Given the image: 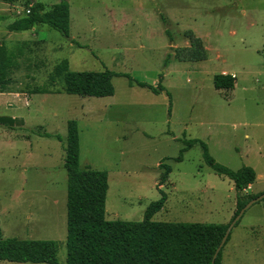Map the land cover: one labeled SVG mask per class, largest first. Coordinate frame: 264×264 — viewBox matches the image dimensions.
<instances>
[{
  "label": "rangeland",
  "instance_id": "374dc122",
  "mask_svg": "<svg viewBox=\"0 0 264 264\" xmlns=\"http://www.w3.org/2000/svg\"><path fill=\"white\" fill-rule=\"evenodd\" d=\"M34 1L44 3L47 10L67 2L70 34L65 36L48 24L12 32L9 24L26 15L30 1L0 0V41L10 49L21 48L12 83L0 88V116L16 117L14 128L0 123V226L6 237L58 240V259L66 263L67 170L63 164L37 165V144L28 147L23 138L35 140L49 131L66 132L65 118L72 109L76 111L70 118L78 120L89 158L109 155L131 171L145 167L147 172L141 175L146 178L140 176L147 191L144 203L147 198H160L150 183L160 174V162L170 164L172 172L163 189L167 203L154 220L227 223L236 210L234 182L205 162L200 144L185 151L182 160H174L184 139L204 140L214 159L233 170L244 165L255 168L257 183L243 193L254 195L264 188V0ZM189 29L208 47L207 59L183 61L176 56L177 47L189 45L185 35ZM63 59L72 70L108 68L129 76L113 78L115 96L63 92L47 100L43 94H33L36 87L53 92L62 89V82L51 80L50 75ZM225 71L237 77L232 92L213 85L214 75ZM134 79L155 86L160 82L166 90L155 96L134 84ZM112 103L113 108L109 107ZM122 110L121 115L130 117L125 122L118 118ZM119 128L126 131L128 140L115 139ZM47 141L56 145L57 140ZM57 153L58 148L52 159ZM9 191L23 198L16 210L9 208ZM63 192L64 219L59 225L63 235L56 237L51 233L59 224L54 203ZM29 197L34 209L23 202ZM113 201L111 194L110 220ZM144 203H136L132 216L123 219L142 220ZM37 216L44 221L49 217V235L41 232L43 224L35 223ZM262 226L264 198L248 208L232 228L227 245L230 241L241 245H236L227 264H264ZM0 264L48 263L3 260Z\"/></svg>",
  "mask_w": 264,
  "mask_h": 264
},
{
  "label": "trees",
  "instance_id": "16d2710c",
  "mask_svg": "<svg viewBox=\"0 0 264 264\" xmlns=\"http://www.w3.org/2000/svg\"><path fill=\"white\" fill-rule=\"evenodd\" d=\"M14 1V0H2ZM29 12L13 21L10 31L30 30L35 25L48 24L65 36L70 34L71 14L67 2L54 4L49 10L42 2L29 0ZM167 33L169 34L168 30ZM190 45L176 48V56L183 60H205L208 51L203 39L193 30L185 31ZM170 39L172 36L169 34ZM21 48L12 49L0 41V88L12 83V74L19 68ZM129 76L106 68L105 70H72L67 59L57 63L50 75L51 80L62 82V89L56 92L36 87L32 93H67L82 96L105 97L115 93L113 78ZM142 87L155 93L164 90L160 82L153 85L134 79ZM237 78L230 73H217L213 85L218 90L229 92L235 88ZM171 110V103L169 111ZM16 118L0 116V123L14 128ZM184 147L174 158L183 159V153L200 144L205 162L217 173L229 177L236 188V210L227 223L158 221L152 217L166 204L167 193L160 188L172 167L160 163L161 173L157 189L161 196L146 208L140 221L107 219L106 196L109 188L108 172L80 163V133L76 119L67 122L65 146V168L67 170V237L65 264H213V258L229 223L254 197L264 191L250 195L243 193L255 183V168L244 165L233 170L219 162L210 154L208 144L199 138L184 139ZM241 220V219H240ZM237 221L235 225L239 222ZM231 237L227 238L215 258L214 264L222 263V253ZM59 242L51 239H30L5 237L0 226V262H45L61 264L58 259Z\"/></svg>",
  "mask_w": 264,
  "mask_h": 264
},
{
  "label": "crops",
  "instance_id": "0c3cea01",
  "mask_svg": "<svg viewBox=\"0 0 264 264\" xmlns=\"http://www.w3.org/2000/svg\"><path fill=\"white\" fill-rule=\"evenodd\" d=\"M25 31L26 30H24V32ZM12 32H22V31L21 30H15V31H12ZM188 42H189V45H190V41H188ZM206 48L208 50V47H206ZM224 73L227 74L228 72L225 71ZM133 83L135 84V82H133ZM236 84H237V81H236ZM140 87H142V86H140ZM235 87H236V85H235ZM144 88L149 89L150 92H152V94H154L155 96L161 95L166 90V87H165L164 90H161L159 93H155L153 90H151L148 87H144ZM233 90H231L229 92H232ZM223 91H225V90H223ZM33 94H43L44 96H46L45 98L47 100H48V98L51 95H58V96H62L63 95V93H33ZM73 95H76V94H73ZM115 95H116V88H115V93L113 95H111V96H115ZM0 101H1V95H0ZM11 102H12V100H9L7 102V104L9 105V103H11ZM114 104L115 103H112L111 105H109V107L113 108ZM72 105H73V103L71 101L67 102V106L69 108H71ZM79 107H80L79 109H80L82 115L85 114L83 112L84 111L83 105L79 104ZM72 110L73 111H71L70 114H73L74 111H76V109H72ZM122 113H123V110L119 114L118 118L121 119L122 122H125L126 118L129 119L130 117H126L124 115H121ZM70 114L67 115L66 118H65V120H66L65 121L66 132L63 131V132H58L57 133L56 130H55V132H50L49 131L47 135L37 136V138L35 140H33V139L30 140V136H27V137L23 138L28 143V147H32V145L34 143L37 144V146H38V155H39V157L37 159V165H62V164L65 165V146H66V138H67V122H68L69 119H71L70 117H72ZM2 116H10V115H2ZM10 117H13V116H10ZM13 118H16V117H13ZM23 118L26 121V117H23ZM77 122H78V120H77ZM63 124H64V121H63ZM78 126H79V133H80V163H81V165L82 166L90 165V166H92L95 169L106 170L108 172L109 188H108L107 196H106V217H107V215H110V213L108 211V201H109V197H110L111 194L114 197V201H113L114 205L112 206V209H111V212H112L111 213V215H112L111 219L124 220L123 218H128V217L132 216V214H133L132 208L134 207V205L136 203H139L140 205L142 203H144V199L143 198L146 196L144 193H146L147 191L144 188L145 183L142 181L140 176H142L141 174L146 173L147 170L145 169V167L140 169V170H136V171L126 170V168L121 167L116 162H114V160H112L111 156H109V155L104 157V159L103 158L102 159H92L91 157L89 158V152L90 151H89L88 144L84 141L83 131L80 128L79 123H78ZM122 128H124V126H122ZM122 128H119L115 132V139L118 140V141H120V140H128L129 139L128 134ZM41 139H46V141H42ZM50 139L57 140L56 141V145L54 143H52V142L50 143V142L47 141V140H50ZM57 148L59 149V153L56 154L57 158H55V159L53 158L52 159V155H53L52 153H54L55 150H57ZM160 163H159V165H157V169L161 173ZM132 174L134 176H131ZM159 176H160V174H159ZM159 176L156 178V180L153 178L151 183H150L151 187L152 188H156V190H158L157 189V183H158ZM142 177L146 178V176H142ZM168 180L164 184L160 185L161 189H164V186H165V184L168 183ZM256 183L257 182L255 181V183L250 185L249 189L254 188V185ZM257 191L260 193V192L264 191V188L258 189ZM157 192H158V194H160L159 190ZM6 195H8V197H9V208L16 210L17 202H21V200L23 198L20 195L14 194V192H12V191L7 192ZM55 198L56 199H55V203H54L55 204V209H54L55 212H54V214L57 213L59 224L57 226V231L56 232L53 231L51 233H55L54 236H56V237H61L63 234H62V231L60 230L61 226H59V225L63 222V219H64L63 218L64 217L63 201H64V198H65V192H63L62 196L60 197V199H62V203L60 202V199H58V196H56ZM151 199H153V198H147L145 200L144 211L146 210L147 206L152 201H154V200H151ZM23 202L28 203L30 209H34L35 208V206H34L35 204H34V201H33L32 197H29L26 201L23 200ZM166 203H167V201H166ZM66 205H67V203H66ZM165 206H166V204H165ZM165 206L160 210L161 212L164 210ZM160 211H158L156 214H154V216L152 217L153 220H154V217L157 216V214ZM47 221H44L43 219H41V216H37L35 223L43 224L44 229L41 230V232L42 233H48V235H49L50 233L47 230V224H46V223H50L49 222L50 221L49 217H48ZM131 221H140V220H131ZM66 227H67V223H66ZM245 227H247V226L245 225L244 228ZM261 228L264 229V226H262ZM48 229H49V224H48ZM3 234H4V232H3ZM10 237L20 238L18 236H10ZM21 239H23V238H21ZM51 240H54V239H51ZM56 241H58V240H56ZM236 245L239 246V245H241V243H238ZM236 245H233V242L231 243V241H230V244H228L227 246L224 247L223 253H222V263L223 264H227V262H229V256L233 253L234 248L236 247Z\"/></svg>",
  "mask_w": 264,
  "mask_h": 264
},
{
  "label": "water",
  "instance_id": "95a60500",
  "mask_svg": "<svg viewBox=\"0 0 264 264\" xmlns=\"http://www.w3.org/2000/svg\"><path fill=\"white\" fill-rule=\"evenodd\" d=\"M264 198V192L261 193L260 195L254 197L253 199H251L250 201H248V203H246V205L240 210V212L234 217V219H232V221L229 223V226L226 230L225 235L223 236V239L219 245V247L216 250V253L214 255L213 258V264L215 261V258L217 257L219 251L222 249V247L224 246L225 242L227 241L228 236L231 233L232 228L235 226L236 222L239 221L241 219V217L243 216L244 212L250 208L253 204H255L256 202L262 200Z\"/></svg>",
  "mask_w": 264,
  "mask_h": 264
},
{
  "label": "built area",
  "instance_id": "2783aa9c",
  "mask_svg": "<svg viewBox=\"0 0 264 264\" xmlns=\"http://www.w3.org/2000/svg\"><path fill=\"white\" fill-rule=\"evenodd\" d=\"M29 11H30V10L28 9V10H27V13H28Z\"/></svg>",
  "mask_w": 264,
  "mask_h": 264
}]
</instances>
